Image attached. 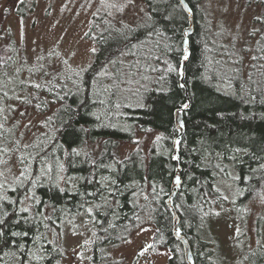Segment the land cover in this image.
<instances>
[{
	"label": "trees",
	"instance_id": "trees-1",
	"mask_svg": "<svg viewBox=\"0 0 264 264\" xmlns=\"http://www.w3.org/2000/svg\"><path fill=\"white\" fill-rule=\"evenodd\" d=\"M187 1L195 18L185 76L191 106L183 111L182 185L174 204L195 264H221L206 231L214 205L224 199L214 158L247 150L232 158L241 203L264 186V0H249L263 6V35L254 45L225 42L227 32L201 0ZM145 2L146 14L135 23L110 11L95 15L87 37L96 48L84 68H57L40 58L13 70L15 38L0 31V41L9 38L13 46L0 61V154H16L22 166L11 183L0 182V220L6 221L0 264H15L14 255L62 264L64 249L49 233L71 213L91 216L93 264H121L108 247L146 221L155 225L152 248L168 250V264H188L167 198L176 170L175 110L187 100L180 66L189 19L179 0ZM32 113L42 118L28 128ZM69 176L75 188L61 185ZM36 242L42 253L31 260ZM248 259L264 264V246Z\"/></svg>",
	"mask_w": 264,
	"mask_h": 264
},
{
	"label": "rangeland",
	"instance_id": "rangeland-1",
	"mask_svg": "<svg viewBox=\"0 0 264 264\" xmlns=\"http://www.w3.org/2000/svg\"><path fill=\"white\" fill-rule=\"evenodd\" d=\"M199 3L214 22L225 29V42L236 39L241 45H254L261 39V3L249 0H201ZM18 10L24 13L20 14ZM107 11L135 23L145 16L147 4L145 0H0V31L2 34L12 32L18 48L13 70L23 60L40 62V58L57 68L63 63L84 68L91 62L96 48L87 34L95 15ZM11 43L9 38L0 41V61L9 55L13 48ZM41 118L42 115L35 117L32 113L29 120L32 126L28 128L36 126ZM133 147L131 143L123 144L122 154ZM246 152L236 148L228 152L230 159L225 154L214 158L221 171L217 186L224 199L214 205L206 231L218 249L221 264H250L251 252L264 246V186L257 195L241 203L239 196H243V190H239L235 182L238 174L232 158ZM21 167L16 154H0V182L11 183ZM60 183L72 189L77 180L69 176L61 178ZM63 216L62 228H58L57 233H49L50 238H56L64 249L62 264H93L91 216L87 213ZM154 234L155 225L146 221L122 244L110 245L108 252L112 258L120 259L121 264H168L169 251L152 248ZM32 248L29 254L31 260H36L42 247L36 242ZM22 260L20 255L12 257L15 264H33Z\"/></svg>",
	"mask_w": 264,
	"mask_h": 264
},
{
	"label": "water",
	"instance_id": "water-1",
	"mask_svg": "<svg viewBox=\"0 0 264 264\" xmlns=\"http://www.w3.org/2000/svg\"><path fill=\"white\" fill-rule=\"evenodd\" d=\"M180 2L182 4L184 10L188 14V19H189V23H188L187 27L185 28L184 55H183L181 66H180V79H181V85L186 90L187 101H186L185 105H187V108L183 107V108L176 109V111H175V122H176V126L178 129V134L176 135L175 140H174L173 159L175 160L177 165H176V176H175L173 184H172V191H171V194L169 195V197L167 198V202H168V205L170 206V208L173 212V215H174V233H175L176 237L179 240H181L183 245H184L186 260H187L188 264H195L192 248L190 246V243H189L187 237L182 234V230H181L180 225H179L180 218H179V215H178V213L175 209V206H174L175 195L177 193V190L182 185V178H181V174H180L181 167L179 165V159L177 157V153L179 150L180 139H181V137L185 131L183 111L185 109H188L191 106L190 93H189L188 87L185 83V76H186V62L188 61L189 56H190L189 36L194 32V29H195V26H194L195 18H194V11H193L192 7L190 6V4L188 3L187 0H180ZM185 57H187V58H185Z\"/></svg>",
	"mask_w": 264,
	"mask_h": 264
},
{
	"label": "snow or ice",
	"instance_id": "snow-or-ice-1",
	"mask_svg": "<svg viewBox=\"0 0 264 264\" xmlns=\"http://www.w3.org/2000/svg\"><path fill=\"white\" fill-rule=\"evenodd\" d=\"M185 58H187V57H185ZM37 87H38V85H37ZM184 107L187 108V105H184ZM21 175H23V173ZM21 211L27 212L28 209L22 208ZM89 211H91V210L89 209ZM5 215H7V213H5ZM5 223H6L5 220H0V237H2L4 235L3 228H4ZM13 235H21V234L20 233H13ZM23 235L27 236V233H23Z\"/></svg>",
	"mask_w": 264,
	"mask_h": 264
},
{
	"label": "bare ground",
	"instance_id": "bare-ground-1",
	"mask_svg": "<svg viewBox=\"0 0 264 264\" xmlns=\"http://www.w3.org/2000/svg\"><path fill=\"white\" fill-rule=\"evenodd\" d=\"M180 1V0H179ZM181 3V2H180ZM189 3V2H188ZM182 5V4H181ZM183 7V6H182ZM194 26H195V23H194ZM187 63V62H186ZM181 80V79H180ZM190 93V92H189ZM186 98H187V96H186ZM187 101V100H186ZM190 101H191V96H190ZM186 103V102H185ZM185 105V104H184ZM184 107V106H183ZM182 107V108H183ZM190 108V107H189ZM188 108V109H189ZM179 109V108H178ZM185 110H187V109H185ZM176 111V110H175ZM177 127V126H176ZM178 130V129H177ZM178 134V133H177ZM176 137V136H175ZM175 140V139H174ZM180 146V145H179ZM179 151V150H178ZM174 152V151H173ZM177 157H178V153H177ZM176 165H177V163H176ZM179 165H180V163H179ZM181 167V166H180ZM180 174H181V171H180ZM175 176H176V170H175ZM175 176H174V178H175ZM182 178V177H181ZM173 181H174V179H173ZM172 184H173V182H172ZM181 187V186H180ZM172 191V190H171ZM178 191V190H177ZM171 194V193H170ZM177 194V193H176ZM176 196V195H175ZM169 197V196H168ZM175 199V198H174ZM167 204H168V202H167ZM169 206V205H168ZM174 206H175V204H174ZM170 207V206H169ZM171 209V208H170ZM175 209H176V207H175ZM172 211V210H171ZM177 211V210H176ZM173 213V212H172ZM178 213V212H177ZM173 217H174V215H173ZM180 218V217H179ZM179 222H180V220H179ZM173 225H174V220H173ZM180 225V224H179ZM173 230H174V227H173ZM183 234V233H182ZM184 235V234H183ZM184 246V245H183Z\"/></svg>",
	"mask_w": 264,
	"mask_h": 264
}]
</instances>
